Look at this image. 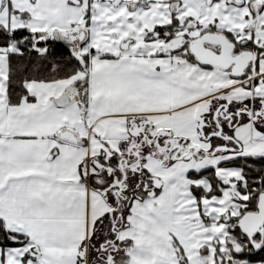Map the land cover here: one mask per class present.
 Wrapping results in <instances>:
<instances>
[{
  "label": "snow or ice",
  "instance_id": "1",
  "mask_svg": "<svg viewBox=\"0 0 264 264\" xmlns=\"http://www.w3.org/2000/svg\"><path fill=\"white\" fill-rule=\"evenodd\" d=\"M0 264H264V0H0Z\"/></svg>",
  "mask_w": 264,
  "mask_h": 264
}]
</instances>
